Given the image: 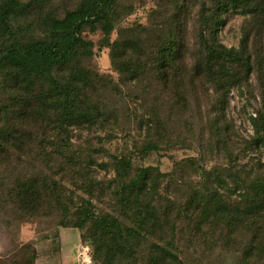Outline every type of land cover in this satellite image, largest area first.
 I'll use <instances>...</instances> for the list:
<instances>
[{
    "label": "rangeland",
    "instance_id": "374dc122",
    "mask_svg": "<svg viewBox=\"0 0 264 264\" xmlns=\"http://www.w3.org/2000/svg\"><path fill=\"white\" fill-rule=\"evenodd\" d=\"M21 1L24 7L17 9L19 16L14 27L24 40L50 34L44 29L45 14L60 19L87 0ZM227 2L114 0L108 15V35L100 24L83 28L81 38L90 44L87 48L91 55L82 57L83 48L79 47L71 65L89 71L85 96L91 107L99 108L100 121L69 130L65 159L59 161L53 155L50 160L56 161L52 162L40 155V148L48 143L43 132L50 125L38 120L22 126L23 131L30 133L29 153L17 160L12 157L6 163L0 162V264H95L94 258L90 261L88 255L87 260L79 252L86 247L81 241L88 243L81 238L87 234L88 225L74 227L78 220L75 211L82 200H87L96 211L111 212L108 181L113 173L109 162L114 156L129 158L128 178L140 168H152L154 174L164 176L158 177L160 207L165 200H171L173 208L169 216L172 224H164L161 238L173 245L170 251L177 255L178 264H264V212L258 220L263 226L255 231L256 235L245 231L231 233L221 225L197 231L188 228L175 214L185 208L187 200L198 197L205 186L206 196L214 191L225 194V187L212 180L218 173L225 179L229 170L238 172L246 186L253 179L264 182V152L250 146L254 136L250 118L264 110V67L255 61L256 56L259 59L258 49L264 52V24L242 9L223 11ZM125 28L132 30L130 35L134 38L124 54L130 69L121 71L112 64L110 46L119 39L118 30ZM168 33L181 35L185 64L190 70L204 66L203 46L210 41L208 34H214V42L226 48L239 49L242 45L252 69L247 77L234 67L236 77H245H240V84L226 95L225 109L220 107L219 91L203 78L184 85L178 94L156 82L149 70V53ZM141 41L145 43L140 44ZM14 96L0 83V110ZM149 143L154 150L148 149ZM66 159L74 161L75 166L64 168ZM188 159L195 165L182 163ZM202 170L211 171L210 181L202 180ZM50 177L55 179L57 191H61L60 200L52 202L42 197L36 201V213L25 215L17 195L19 187L40 184ZM225 183L230 188L234 186L231 180ZM12 190L13 195L8 196ZM230 192L228 202L238 206L239 194ZM158 238L157 229L143 235L140 246H132L133 255L120 264H147L153 245L159 244ZM251 249V255H246Z\"/></svg>",
    "mask_w": 264,
    "mask_h": 264
},
{
    "label": "trees",
    "instance_id": "16d2710c",
    "mask_svg": "<svg viewBox=\"0 0 264 264\" xmlns=\"http://www.w3.org/2000/svg\"><path fill=\"white\" fill-rule=\"evenodd\" d=\"M113 2L114 0H87L60 19L52 14H45L43 25L44 29L50 30V34L46 36L43 33V37L22 40L14 25L19 16L17 9L23 8L24 4L21 0H0V83L7 91L15 94L10 97V104L0 110V162L6 163L12 157L17 160L29 153L27 142L31 140L30 133L23 131L22 126L31 121L44 120L43 123L50 125L43 132V137L48 136V143L40 148V155L50 162L56 161L50 160L53 155L59 161L65 159L71 129L99 123V108L91 107L85 96L90 83L87 80L89 71L72 66L71 63L79 54V47L83 48L82 57L91 55V50L87 48L90 44L84 43L81 38L85 26L94 28L100 24L102 32L109 34L108 15L112 11ZM222 9L245 10L259 24H264V0H228ZM130 34V28L118 30L119 39L110 46L112 64L121 71L130 69L127 56L124 59V54L131 45L129 41L134 38ZM207 37L210 41L203 46L204 66L188 69L181 35L168 33L166 39L160 40L149 53V70L153 71L156 82L174 89L177 94L184 89V85L189 86L194 80L203 78L219 91L220 107L223 110L226 95L245 77H236L234 67H238L248 77L252 69L251 59L244 55L242 45L239 49L226 48L214 42V34H208ZM144 43L145 41L140 42ZM133 45L134 43L132 47ZM258 50L259 59L256 56L255 61L257 66L264 67V52L261 53V48ZM250 123L254 133L250 146L262 153L264 110L256 112L255 117L250 118ZM147 145L149 150L155 149L150 143ZM63 162L66 169L75 166L72 160L66 159ZM102 163L108 165L107 162ZM182 163L188 167L195 165L191 159ZM109 165L113 173L108 181L111 212H98L87 200H82L78 206L80 208L75 211L78 220L74 227L81 229L88 225L87 234L81 236L88 243L81 241V244L85 243L88 247L90 261L94 258L95 264H120L133 255L132 246L139 247L143 235L157 229L159 244L153 245L147 264H178L177 255L170 251L173 245L161 238L164 224H172L169 216L173 208H170L171 200H165L166 203L160 207L158 177L164 176L159 172L154 174L155 170L152 168H140L134 176L128 178L131 163L125 157L114 156L110 158ZM58 169L61 170L62 165ZM231 172L229 170L224 179L219 173L212 177L210 170H202L203 181H210L212 177L214 183L225 187L226 193L214 191L206 196L204 193L208 189L205 186L198 197L186 201L184 209L176 210V218L197 231H208L209 228L221 225L231 233L239 231L240 234L245 231L256 235L255 231L263 226L258 220L264 212V182L262 179H253L246 186L238 172ZM225 180H231L233 188ZM57 187L53 177L42 179L40 184L37 182L20 186L17 195L22 203L21 211L25 215L27 212L35 214L38 210L36 201L42 197L52 202L59 201L61 191H57ZM231 190L239 194L238 206L228 202ZM13 193V190L10 191L8 196ZM166 195H170L168 191ZM253 250L246 255L250 256Z\"/></svg>",
    "mask_w": 264,
    "mask_h": 264
},
{
    "label": "built area",
    "instance_id": "2783aa9c",
    "mask_svg": "<svg viewBox=\"0 0 264 264\" xmlns=\"http://www.w3.org/2000/svg\"><path fill=\"white\" fill-rule=\"evenodd\" d=\"M82 251V253H80L81 254V256L83 257L84 256V258L85 259H87L88 260V247H81L80 249H79V252H81Z\"/></svg>",
    "mask_w": 264,
    "mask_h": 264
}]
</instances>
